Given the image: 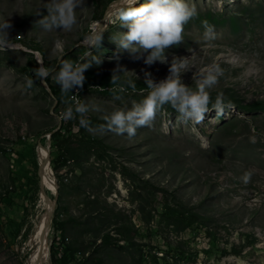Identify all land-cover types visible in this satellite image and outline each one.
I'll return each instance as SVG.
<instances>
[{"label":"rangeland","instance_id":"1","mask_svg":"<svg viewBox=\"0 0 264 264\" xmlns=\"http://www.w3.org/2000/svg\"><path fill=\"white\" fill-rule=\"evenodd\" d=\"M45 2L0 0V21L10 23L0 48V264H29L24 241L52 202L48 264H58L51 252L62 235L76 248L66 264H264V0H192L197 15L184 25V38L165 50V62L150 65L117 52L111 39L126 30L114 20L123 0H84L71 30L51 31L37 23ZM205 23L214 40H203ZM100 32L94 49L88 38ZM60 49L73 61L101 57L70 92L52 74L45 83L33 74ZM173 55L184 56L189 67L181 78L192 87L218 65L210 104L220 94L232 106L220 115L210 109L193 124L165 104L131 137L109 130L103 116L142 99L144 72L164 78ZM118 66L125 71L113 73ZM77 101L99 106L86 114L97 123L82 127L75 112L63 118ZM58 126L69 141L59 147L66 160L52 169V192L41 175L39 143L49 153V130ZM34 157L35 182L12 194L15 172Z\"/></svg>","mask_w":264,"mask_h":264},{"label":"clouds","instance_id":"2","mask_svg":"<svg viewBox=\"0 0 264 264\" xmlns=\"http://www.w3.org/2000/svg\"><path fill=\"white\" fill-rule=\"evenodd\" d=\"M83 2L84 0H46L42 6L46 11L38 13L37 23L46 31L71 30L78 23L77 10L83 6ZM196 15L197 8L192 0H123L114 20L119 21L126 30L118 31L119 34L111 39L116 44L117 52L127 51L133 59L142 58L148 65L155 61L165 62V50L184 38V25ZM9 27L8 20L0 21V48H5L8 44ZM215 35L213 26L205 23L203 40H214ZM101 38L102 32L92 34L90 47L97 49ZM100 63L101 57L97 54L89 53L81 61H73L70 57L65 58V51L60 49L55 65L44 66L42 62H38L33 74L40 79L52 74L61 91L70 92V89L82 84L87 68ZM188 67L184 56L173 55L164 78L156 80L145 71L146 95L133 102L130 107L118 106L104 115L105 126L117 134L131 137L138 127L150 126L165 104L174 109L182 121H191L193 124H199L210 109H215L216 115H220L232 106L231 101L220 94L210 104L208 89L217 82L222 71L218 65H212L201 73L194 87L185 84L181 78V73ZM118 68L119 70L113 69V73L125 71L120 66ZM113 73L111 80H116L118 75ZM126 83L130 88H135V81L131 78ZM91 110L100 111V108L86 101H77L73 106L67 107L62 115L63 118L71 119L75 112L79 114V125L88 127L86 114ZM250 175L251 173H245L242 177L245 183Z\"/></svg>","mask_w":264,"mask_h":264},{"label":"trees","instance_id":"3","mask_svg":"<svg viewBox=\"0 0 264 264\" xmlns=\"http://www.w3.org/2000/svg\"><path fill=\"white\" fill-rule=\"evenodd\" d=\"M55 63H56V59L53 62L52 60H47V58L44 57V66L55 65ZM88 120H89V124L97 123L98 121L96 118H93V117L88 118ZM53 130L54 128H50L49 131H53ZM68 141H69V138L64 134V132L62 131V128H59L53 131L51 135V146H50V159H51L50 166L55 172L58 170V168L61 165L65 164L66 157L64 154H62L59 151V147L60 145L65 144ZM36 168H38L37 160L34 157L33 159H31L29 164H26L24 168L21 169L22 171L21 173L15 172L16 174L15 179L18 180L19 187L16 192L14 191H10V192L14 194V193H17L19 190V194H20L23 191L24 192L28 191V189L31 188L32 184L35 182V179L33 178V173L36 171ZM57 221L58 220H53V224L57 226L56 227L57 229L63 231L64 224L61 223V221H58V222ZM65 237H66L65 235H62L59 238V240L57 241L58 245L55 246V248H53L51 252L52 259L58 262V264L59 263L66 264L72 261L74 262L75 260L74 255L76 252V248H72L71 245L66 241ZM124 238H125L126 243H131L133 240L132 236H130L127 233L125 234Z\"/></svg>","mask_w":264,"mask_h":264},{"label":"bare ground","instance_id":"4","mask_svg":"<svg viewBox=\"0 0 264 264\" xmlns=\"http://www.w3.org/2000/svg\"><path fill=\"white\" fill-rule=\"evenodd\" d=\"M234 1V0H232ZM113 19V18H112ZM25 138V136H24ZM41 151L39 152V164L42 166L43 182H45L52 192L56 191L55 180L53 179V172L50 162H47L48 151L40 142ZM54 208L52 202L46 209L45 215L39 216L38 221L34 224L33 230L24 241V249L27 254V262L29 264H40L46 259V264L49 263L50 249H49V212ZM48 236V239H47Z\"/></svg>","mask_w":264,"mask_h":264},{"label":"water","instance_id":"5","mask_svg":"<svg viewBox=\"0 0 264 264\" xmlns=\"http://www.w3.org/2000/svg\"><path fill=\"white\" fill-rule=\"evenodd\" d=\"M121 0H116V3H119ZM111 10V7L110 9L107 11L106 15L101 19V26H100V29L103 28L105 26V24L108 22V12ZM89 41H90V38H88ZM84 43V42H82ZM40 61V59H39ZM43 82L45 83V79H43ZM60 126H58L57 128H55L53 131L57 130ZM53 131L50 132L49 134V153H48V156H47V162H51L50 160V146H51V135L53 133ZM41 165V164H40ZM40 170H41V167H40ZM41 175H42V170H41ZM51 217H52V210H50L49 212V221H51Z\"/></svg>","mask_w":264,"mask_h":264},{"label":"built area","instance_id":"6","mask_svg":"<svg viewBox=\"0 0 264 264\" xmlns=\"http://www.w3.org/2000/svg\"><path fill=\"white\" fill-rule=\"evenodd\" d=\"M77 91V90H76Z\"/></svg>","mask_w":264,"mask_h":264}]
</instances>
